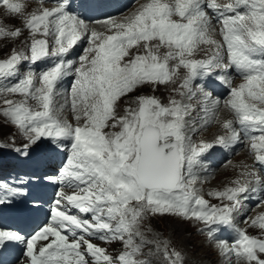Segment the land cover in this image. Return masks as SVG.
Listing matches in <instances>:
<instances>
[{
  "label": "snow or ice",
  "instance_id": "snow-or-ice-1",
  "mask_svg": "<svg viewBox=\"0 0 264 264\" xmlns=\"http://www.w3.org/2000/svg\"><path fill=\"white\" fill-rule=\"evenodd\" d=\"M0 5L11 15L24 16V30L30 37L25 49H13L7 58L0 59L4 105L0 116L27 141L17 150L23 156H28L29 147L42 138L53 140L59 147H64L62 141L70 142L59 178L47 179H58L71 189L70 193L57 194L50 223L30 238L17 231L0 230V248L24 244L23 264H151L138 257L144 255V247L155 244L164 264H183L181 254L170 250L167 241L144 237L141 224L146 215L167 213L202 222L210 241L220 227L234 228L242 212L241 198L252 181L237 180L234 188L210 192L221 201L219 206H210L194 185L202 156L215 146L232 144L241 133L250 140L255 161L264 165V0H231L225 4L217 0H148L121 21L110 17L98 21L108 34L89 30L83 19L69 11L68 0H56V6H41L28 15L21 3L0 0ZM240 7L247 11L241 13ZM213 18L221 24L219 42L210 35ZM21 35V28L0 27V38L16 40ZM48 37H54L51 49ZM82 39H87L88 47L79 57V66L74 67L63 57ZM202 44L213 46V54L195 59ZM161 47L168 49L163 56L159 55ZM133 48L143 52L133 55ZM225 48L227 63L221 54ZM47 57L59 62L38 77L29 71L14 84L4 83L18 76L22 62L35 63ZM231 66L243 83L231 88L225 101L234 117L222 123L228 135L195 144L188 132H196L197 127L193 122L189 128L186 120L194 109L182 101L196 98L191 86L197 78ZM180 68L186 75L179 87L172 89L180 100L170 98L164 105L154 96L137 95L119 114L122 98L141 87L153 86L155 90V86L175 84ZM68 75L76 79L61 108L70 110L75 125L59 118L55 103L57 84ZM217 79L229 83L224 76ZM9 95L22 99H9ZM204 98L209 99L210 94L205 93ZM201 112L211 113L212 109L202 108ZM213 118L198 115L204 125ZM255 182L261 183L259 177ZM21 193L19 187L0 183V204ZM70 208L91 214V219L70 214ZM250 227L264 233V213L253 218ZM235 232L231 243L217 241L221 253L229 257L234 254L237 264H264V238L239 228ZM92 239L108 243L119 240L124 250L114 257ZM152 254L150 248L148 255Z\"/></svg>",
  "mask_w": 264,
  "mask_h": 264
},
{
  "label": "rangeland",
  "instance_id": "rangeland-1",
  "mask_svg": "<svg viewBox=\"0 0 264 264\" xmlns=\"http://www.w3.org/2000/svg\"><path fill=\"white\" fill-rule=\"evenodd\" d=\"M21 1H25V2H22V3H28V4H31L32 6H33V4L34 5L35 4H39V3H33V2H37L35 0H32L33 2H30V3L27 0H21ZM144 1L145 0H142V2L140 4H136L134 6V8H132L131 11L130 10H127L125 12L121 11L120 14H119V19L116 18V20L117 21L123 20L125 17H127L129 14H131V12L135 8H137L138 6H141ZM219 1H223V0H219ZM229 2H231V0L224 1V3H229ZM18 3H20V2H18ZM31 5H30V7H31ZM0 10H1L0 11V27H5L6 29H9V30L15 29V28H21L22 29L21 37L16 39V40L0 38V59H4V58H7L10 55V53H11V51L13 49H16V50L25 49L27 44L30 43V37H29L28 32L26 30H24V24H23L24 16L10 15L3 8H0ZM22 11H23V13L25 15H28V14L34 12L33 8H29V7L28 8L27 7L23 8ZM245 11H247L246 8H242L240 10L241 13H243ZM95 25H97V24H94V26H91V28L95 29L97 31H101V29H102V28H100L101 24L98 23L97 27H95ZM217 25H216V23H212V26H211L212 34H214L217 31V28H219L221 26L220 23H217ZM102 32H106V29H104ZM37 38H44V37H37ZM47 39H48V42L50 43L49 45H50V49H51V47L53 46L52 42H54V37H48ZM221 40H222V37L219 34L218 41H221ZM85 47H86V44H84L77 51V53L73 56V65H74V67H78L79 66V64H80L79 57L81 55L85 54L84 53ZM75 48L76 47H74L73 49H75ZM131 50L133 52H135V54L137 52H139V50H140V52H143L142 48H140V49L133 48ZM221 54H223V49L221 50ZM68 55H71V54L68 52ZM53 59H58V58H54V57L47 58V61L45 62V65L46 64L47 65H51L50 61H52ZM224 59H225V63H227V58L224 57ZM37 62H38L37 65H38L39 69H41L42 67L45 66L43 64V62H41V60H39ZM24 65H25V61L21 63V65L19 67L20 70L18 71V76L17 77L12 78V79H10L8 81H5L4 83L9 84V85L10 84H14L17 79L24 77L29 71L33 72L37 77L42 73V72H39L35 68H27L26 66L24 67ZM47 70H49V69H47ZM232 70L234 72H236V69H234V67H233V69H231V70L227 69L226 71L227 72L228 71L232 72ZM25 72H27V73H25ZM68 76H70L68 79H72V81L74 83L76 77L74 75H68ZM220 76H222V75H220ZM226 76H227L228 81H230V84H229L228 88H225V87L222 86L224 88L223 91L226 92L225 95H223V96H227L228 99H229L230 98L231 88L238 87L241 83H243V79H242V76L231 75L229 72L226 74ZM66 77L67 76H65V80L59 81L58 84H57V87H56V92L58 93L57 95H60V97H58V99L61 100L62 105H64L65 101L68 99L70 90L72 88V86H70V89H68V90L66 89L65 93L64 92L63 93L62 92H60V93L58 92L59 90H57V89L62 88L64 86L63 85L64 82L67 81ZM37 86H38V83H37ZM160 87H161V89H160ZM66 88H68V87H66ZM146 88L145 89L143 88V91H139L136 94L128 95V96L122 98L121 102H119V104H120V107H119L120 110L118 109L119 110V114L120 113L123 114L122 110H124V107H127V102L133 100V98H135L137 95L154 96V97H156L159 100L160 99L161 100H163V99L165 100L166 99L165 101H169L168 99L173 98V96H174V92H173L172 89L175 88V85L169 84L167 86H165V85L155 86V90H153V86H146ZM195 88H196V85H195V82H194L192 84V86H191V91L193 93H196V98H194L192 100H188L186 97L184 98L185 101H188V102L191 101L189 104L192 106V109H194L193 111H190V115L188 117H186L188 120H191L192 117L193 118L195 117L194 118L195 120L190 122L191 126L193 125V122H197V120H196L197 114L198 115H203L204 114L203 112H201L202 107L199 106V108H198V104L199 105L203 104V102H202L203 100H201V98L199 97V94H203L204 95V93H202L201 91H198L199 92L198 93L195 90ZM198 89H201V88H198ZM62 91H64V90H62ZM157 91H159V92L161 91V93H159ZM203 91H205V93H207V94H210V100H209L210 103H211V101H215L216 100V99H211L214 96V94L212 92H215V93H218V92H216V91L210 92L208 90H203ZM157 93H159V95ZM65 94H66V97L63 98L65 96ZM161 94L163 95L162 97H161ZM7 98L13 99V100L22 99L18 95H9ZM55 99H57V96H55ZM224 101H226V99H224ZM218 103H219V101H218ZM29 104L31 106H35V101H31L30 100ZM3 107H4V105L2 103V97H0V108H3ZM56 107L58 109H60L57 114H58V116H59V118L61 120H65L66 119L70 123H72L73 125L76 124V121L72 118V114H71L69 109L61 108V105L56 106ZM64 109H65V111H64ZM233 119H234V117H233ZM195 126L197 127V124ZM234 127H238V125H234ZM204 129L212 131L213 128H212V125L210 124L206 128H203L202 130H204ZM117 130L118 129H105V131H117ZM202 130L198 129L196 132L192 133L193 136L191 137V139H192L193 143L198 144V143H200L202 141L203 142H208L207 140H204L205 137H202L204 135H207L208 133H205V132L203 133ZM65 142H66V146L65 147H59V146H57V144L53 140L48 139V138H42L41 140L37 141L36 144L31 145L29 147L28 153H29V155L30 154H35V155H37V156H39L41 158L43 157V158H46L48 160L50 159L52 161L50 167H52V165L55 163L53 161L52 157H51L52 153H54L56 151H59V150H63L65 152V154L69 155V152L66 151L65 148H70V142L69 143H68V141H65ZM25 143H27V141L24 140L23 137L18 134V130L15 128V126L7 123L5 118L3 116H0V156L7 157L8 159L6 158V160H8V163H12L17 158L25 160L26 159L25 156L21 155L20 152L17 151L18 149H23V146H24ZM245 144H246V142H245ZM245 144L242 147H240L238 149V151L236 150L234 152V154L233 153L230 154L227 157V158H229L231 156V158L229 160H227V159H226L227 161L225 160L226 162H228V161L230 162V161L234 160L233 164H232V170H230V167H229L228 172L230 174L229 177H232V175H235V176H233L234 178H233L232 182L224 185L225 188L221 187V189L219 191H223L224 189H226V187H231V185L234 183V180H236V179H238L240 177L242 179L243 178L244 179L247 178V176L243 175V173H250L252 171L254 173V171H258L259 170L258 168H259L260 164H258L255 161L252 152H250L251 151L250 147H248V149H249V153H248L247 146H245ZM247 144L250 146V140L247 141ZM220 149L227 151L224 148V146H218V150H220ZM229 150H231V149H229ZM241 152H243V153L247 152V154L244 155V157L243 156H238L239 155L238 153H241ZM207 153L208 152H206L202 157H204ZM234 158H236V159H234ZM201 159H203V158H201ZM246 160H248V161H246ZM204 161H205L204 162V166L200 167V170H199L200 173H199L198 176H199V178H201L203 176L204 179L206 180L207 177L209 176L208 174H210V171L207 169V167L205 165H207L206 162L209 163L210 161L209 160L207 161V159H204ZM237 163H238V165H237ZM254 163H256V164H254ZM223 165H225V163L220 165V169H217L218 171H216L214 175H217V177H220V178L222 177V175L220 176V173L226 167L225 166L224 168L221 169V166L223 167ZM239 166L241 168L243 167V170L241 168L240 169H236V168H239ZM247 168H249V169L247 170ZM237 170H242V171H237ZM232 173H234V174H232ZM215 180L214 179L213 180L210 179V180L206 181L205 183L203 182V184H204L203 185V187H204L203 191L202 190L199 191V188L197 189L198 190L197 194L200 195L201 197H203L208 202V204L210 206L211 205L219 206L221 204L220 200L214 198L213 196H210L209 192H206L204 190L207 187L208 184L212 183ZM249 185H250V183H249ZM253 187H251V188H253ZM254 195L255 194H252V195H250V197H253ZM262 201H264V196H262L256 203H253L252 204L253 206L248 201H244V203L242 202V207H243V209H245L244 213L239 216L240 219L238 217H236V219L234 221V228L224 227V231H223L224 237L222 236V234H220L221 231H220V228H219V231L216 232L213 240H211V243L213 244V246H216V248H217V255L219 256V258L221 256H223V254L221 253V250H220V248L217 245V241H221V239L223 238L224 241H228L229 243H231V241H233L236 238L235 228L243 229V230H245L247 232L248 235L253 236V237H257V238H259V236H257V235H259L261 233L262 234L261 235L262 238H264V236H263L264 233H262L260 229H258V228L253 229L255 227H250L251 219L256 218L261 213H264L263 210H261L260 213H258V212L253 213L254 212V208H256L258 205H261ZM244 205H246L247 207L244 206ZM153 219H156V220H153ZM143 220L144 221H142V224H141V232L144 234V237L147 240H151V241L159 240L161 242L167 241L169 249L170 250L174 249L175 251H178L181 254L182 260H184V257L188 258L187 259V261H188L187 264H193V262H195L196 260H198L200 263H207V264H208V262L209 263L211 262L209 258L207 259L208 261H205L203 259V255H200L198 253H194L191 250L192 247L202 246L201 243H203V242L210 243L208 241L209 239L207 238V235H206V225L203 224L202 222H199V221H196V220H186V219H183V218H181L179 216H175V215H171V214H167V213L165 215L163 214V216L160 215V214H155V215L148 214V215H146L144 217ZM246 220L249 221V222L246 223L245 222ZM155 224H156V226H155ZM184 225L187 226L185 231H184ZM173 227L176 228V230H173L172 229ZM187 239L189 240L188 244H187ZM91 242L93 244L99 246V247L105 248L107 250V252L110 255L114 256V257L116 255H118L121 251L124 250L123 244L119 240L108 243V242H104V241H101V240L98 239V240H91ZM160 247L163 248V243H161ZM150 248L152 249V253H153L151 256L148 255ZM142 251H143L144 255H142V256H140L138 258H140V259H148V260L151 261V264H164V261L162 260L160 254L156 252L155 244L144 247ZM232 261H234L233 262L234 264H237L236 257H235L234 254H232L230 257L226 256V255L221 257L219 260L215 261V264H233ZM183 264H185V263H183Z\"/></svg>",
  "mask_w": 264,
  "mask_h": 264
},
{
  "label": "bare ground",
  "instance_id": "bare-ground-1",
  "mask_svg": "<svg viewBox=\"0 0 264 264\" xmlns=\"http://www.w3.org/2000/svg\"><path fill=\"white\" fill-rule=\"evenodd\" d=\"M12 2H17V1H14V0H12ZM148 2V0H145L143 3H142V5L144 4V3H147ZM162 2H164V0H162ZM21 4H23L24 5V8L25 7H29V8H33V10L34 11H36L38 8H40L41 6L42 7H45L44 5H39V4H33V6L31 5V4H28V3H22V2H20ZM27 5V6H26ZM30 5H31V7H30ZM117 5L119 6V5H121V3H117ZM141 5V6H142ZM118 6H114L113 7V9L115 10V11H118L119 10V7ZM141 6H138L137 8H135L132 12H131V14H133L134 12H136ZM0 8H3V6L2 5H0ZM4 9V8H3ZM1 11V10H0ZM5 13V12H4ZM9 14V13H8ZM131 14H129L128 16H130ZM11 15V14H10ZM113 19H115L116 20V18H113ZM215 18H213V20H214ZM101 24V23H100ZM92 26H94V25H92ZM98 26V23H97V25H95V27H97ZM100 28H102L103 30L105 29L104 27H103V25L101 24V27ZM92 28H91V26H90V28H89V30H91ZM97 29V28H96ZM101 29V32L103 31ZM219 29H220V27L219 28H217V31L214 33V34H212V30H210L211 32H210V35H211V38L212 39H215V40H217L218 41V36H219ZM107 34V33H106ZM2 40V39H1ZM219 42V41H218ZM153 43H155V42H153ZM79 44H77L75 47H77ZM75 51V49H72V50H69V53L70 54H72L73 52ZM136 51V50H135ZM168 51V49L167 48H165V47H161L160 49H159V55L160 56H163L166 52ZM213 51H214V48H213V46H211V45H207V44H202V45H200L199 46V49L196 51V53H195V56H194V58L195 59H207V58H209L212 54H213ZM131 52H132V54L133 55H135V52H133L132 50H131ZM137 52V51H136ZM139 52H140V50H139ZM125 59H127V57L125 58ZM170 64H174L175 63V61H170L169 62ZM232 73V72H231ZM186 75V70L185 69H183V68H180L179 70H178V76H177V82L175 83V84H173V85H175V88H178L179 87V85H180V83L182 82V79H183V77ZM229 83H227V85H228ZM65 86L66 87H68V89L70 88V85L68 84V83H66L65 84ZM159 86H161V85H159ZM143 88L145 89L146 87H141V88H139L137 91H135V92H133V93H131V94H129V95H132V94H136L137 92H139V91H143ZM67 89V90H68ZM147 89V88H146ZM158 89V88H157ZM160 89H161V87H160ZM163 89V88H162ZM61 90V89H60ZM64 90V89H63ZM213 91H215L214 89H213ZM145 92V91H144ZM157 92H159V91H157ZM218 92V91H217ZM156 93V92H155ZM154 93V94H155ZM159 93H161V91L159 92ZM159 93H157L158 95H159ZM219 94V93H218ZM57 96V95H56ZM157 96V95H156ZM163 95L161 94V97H162ZM168 97V96H167ZM170 97V96H169ZM199 97L201 98V100H203L202 102H203V104L202 105H199L198 104V108H199V106H201L202 108H209V109H212V112L211 113H204L202 116H205V117H207V116H213L214 118L213 119H211V122L210 123H208V124H206V125H204L203 124V121L202 120H200V119H198V114H197V118H196V120H197V122H195V125L197 124V130L198 129H203V128H206L208 125H212V131L211 130H206V129H204V130H202V132L204 133H208L207 135H204V136H202V137H205V139L204 140H207L208 142H213L214 140H215V138L217 137V136H226V135H228V133L226 132V130L225 129H223V127H222V123H223V121L224 120H232L233 119V114H232V112H231V110L229 109V108H227L226 106H225V103H221V105H218L219 103H218V101H219V99H216L215 101H211V103L209 102V100H210V98L209 99H205L204 98V95L203 94H199ZM173 98H175V99H177V100H180L181 99V97L177 94V93H175L174 92V96H173ZM134 99V98H133ZM163 99V98H162ZM127 100V99H126ZM166 100V99H165ZM164 99L163 100H161L160 99V101H161V103L162 104H164V105H167L168 104V102L169 101H165ZM169 100V99H168ZM125 101V100H124ZM121 102V101H120ZM130 102V101H129ZM183 103H186V104H189L191 101H185L184 99H183V101H182ZM194 102V101H193ZM55 103H56V106H59V105H62V103H61V100L60 99H58V97H57V99H55ZM124 107V106H123ZM197 107V106H196ZM125 108V107H124ZM120 110V109H119ZM118 110V111H119ZM64 111H65V109H64ZM123 111V110H122ZM193 111V110H192ZM198 111V110H197ZM121 114V113H120ZM195 114V113H194ZM195 118V117H194ZM193 117L191 118V120H188L187 118H186V120L188 121V123H189V128H191V125H190V122L191 121H194L195 119H194ZM239 127V126H238ZM237 127V128H238ZM118 131V130H117ZM188 134L189 135H191V137L193 136L192 135V132L191 131H189L188 132ZM200 134V133H199ZM246 140V138H245V136H244V134L243 133H241L240 134V137H239V139L237 140L238 141V143L237 144H239V146L241 145V143L242 142H244ZM251 143V142H250ZM196 144V143H195ZM199 144V143H198ZM247 146V151H248V153H249V149H248V147H250L248 144L246 145ZM229 150V149H228ZM238 151V150H237ZM235 151H231L229 154H228V156L230 155V154H232V153H234ZM250 152H252V151H250ZM239 154V155H238ZM237 155L238 156H243L244 157V155H246L247 154V152H241V153H238ZM227 156V157H228ZM221 157H223V156H221ZM220 157V158H221ZM223 159V161L222 162H220V165H222L223 163H225V165H223V167L221 166V169L222 168H224L225 166V169L223 170V171H221V173H220V176L222 175V177L220 178V177H217V175H214L215 174V172L216 171H218L217 169H220V166L218 165V164H211V167H209L208 169L210 170V174H208L209 176L207 177V179L205 180L204 179V177L202 176L201 178H199V170H200V168L197 170V180H196V183H195V185H194V187H195V189H196V191L198 192V188H199V191H203V182L205 183L206 181H208V180H215L216 178V180L215 181H213L212 183H210V184H208L207 185V187L204 189L206 192H214V191H219L220 189H221V187H224V185H226V184H228V183H230V182H232V180H233V176H235V175H232V177H229V172H228V169H229V167H230V170H232V164H233V161L234 160H232V161H228V162H225V160H224V158H222ZM234 159H236V158H234ZM245 160V159H244ZM216 161V160H215ZM246 161H248V160H246ZM217 162V161H216ZM243 162V161H242ZM213 163V162H212ZM241 163V162H240ZM249 163V162H248ZM252 163V162H251ZM254 164H256V163H254ZM203 164H201V166H202ZM237 165H238V163H237ZM200 166V167H201ZM257 166V165H256ZM234 167V166H233ZM241 167L239 166V168H236V169H240ZM202 169V168H201ZM242 170H243V167L241 168ZM249 168H247V170H248ZM242 170H237V171H242ZM232 174H234V173H232ZM238 174V173H237ZM237 180H239L241 183H244L245 181H250V177L248 178V176H247V178H238V179H236V180H234V181H237ZM253 181H255V180H253ZM260 181H261V183L260 184H255L256 186H254V188H256V189H258L260 186L259 185H261V187L259 188V191H256V194L253 196V197H251L250 198V200H256L257 198H259L260 196H262L263 194H264V178L261 176L260 177ZM231 187H236V184L235 183H233L232 185H231ZM225 188V187H224ZM226 188H228V187H226ZM225 190V189H224ZM60 192V191H59ZM58 192V193H59ZM69 192H71V191H69ZM246 194V193H245ZM205 195V194H204ZM208 200V199H207ZM243 201H244V199H243ZM243 201H241V205H242V202ZM255 202V201H254ZM256 210V211H255ZM261 210H263L264 211V204H261V205H259V206H257L256 208H254V212L253 213H256V212H258V213H260V211ZM249 211V210H248ZM244 213V209H243V207H242V212H241V214H243ZM240 214V215H241ZM165 215V214H164ZM239 215V216H240ZM256 215V214H255ZM163 216V215H162ZM239 216H238V218H239ZM257 216V215H256ZM157 217V216H156ZM165 217V216H164ZM161 218V217H160ZM237 218V219H238ZM169 219V218H168ZM240 219V218H239ZM153 220H156V219H153ZM252 220V219H251ZM144 221V220H143ZM155 222V221H154ZM249 222V221H248ZM247 222V223H248ZM251 222V221H250ZM155 226H156V224H155ZM143 228V227H142ZM187 228V226L186 225H184V231H185V229ZM173 230H176V228H172ZM253 229H256V228H253ZM259 229V228H258ZM257 229V230H258ZM260 233V232H259ZM258 234V233H257ZM262 234L260 233L259 235H257V236H259V238L261 237L262 238V236H261ZM264 236V235H263ZM199 237V236H198ZM203 237V236H202ZM197 239V238H196ZM202 241V240H201ZM210 243H208V242H203V243H201V245L202 246H199V247H192L191 248V250H192V252H194V253H198V254H200V255H203V259L205 260V261H208L207 259L209 258L210 259V263L208 262V264H215V261H217V260H219L221 257H223V256H225V255H223V256H221L220 258H219V256L217 255V248H216V246H213V244L211 243V241L210 240H208ZM188 242H189V240L187 239V244H188ZM38 244H40V242L38 241L37 242ZM199 243V242H198ZM21 244V248H22V255H21V261H19V262H17L16 264H23V260H24V257H23V251H24V244H22V243H20ZM193 254V253H192ZM198 257V256H197ZM187 259L188 258H186V257H184V260H182L183 261V263H185V264H187L188 263V261H187ZM204 261V262H205ZM234 261H232V263H233ZM193 264H207V263H200L198 260H196L195 262H193ZM234 264V263H233Z\"/></svg>",
  "mask_w": 264,
  "mask_h": 264
}]
</instances>
